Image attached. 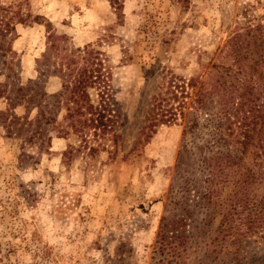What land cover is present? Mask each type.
Wrapping results in <instances>:
<instances>
[{"label": "rangeland", "instance_id": "1", "mask_svg": "<svg viewBox=\"0 0 264 264\" xmlns=\"http://www.w3.org/2000/svg\"><path fill=\"white\" fill-rule=\"evenodd\" d=\"M119 4L116 9L110 0H0V90L6 85L14 98L0 97V264H154L186 122L179 116L150 128L152 97L172 76L189 80L200 74L204 81L214 64H232L230 37L264 23V0ZM11 58L16 73L8 79L1 61ZM91 73L98 78L90 89L93 103L105 92L113 112H103V123L90 131L79 156H63L69 144L81 143L73 132L68 139L52 133L50 153L40 152L39 142L24 147L27 138L7 137L11 116L23 117L28 106L14 97V80L26 85L40 79L49 95H62L75 77ZM189 92L188 117L194 98ZM46 102L64 122V96ZM237 119L220 120L230 147L242 132ZM256 129L255 144L264 140L262 119ZM250 159L245 157L244 166ZM204 244L193 243L183 259L264 264L263 238L231 240L211 262L204 259Z\"/></svg>", "mask_w": 264, "mask_h": 264}, {"label": "trees", "instance_id": "2", "mask_svg": "<svg viewBox=\"0 0 264 264\" xmlns=\"http://www.w3.org/2000/svg\"><path fill=\"white\" fill-rule=\"evenodd\" d=\"M110 2L119 9V0ZM9 51L14 53L12 49ZM227 55L233 58V63L214 64L204 81L200 74L189 80H175L172 76L166 89L152 97V109L147 111L150 128L159 123L172 124L179 116L186 122L185 144L177 156L168 202L156 235L154 264H189L183 257L199 241L205 243L204 259L211 262L218 259L231 240L264 239V140L255 144L256 126L259 120L264 121V23L232 35ZM1 64L8 79L15 76L13 58L3 59ZM95 78L92 73L75 77L62 95H49L40 79L29 80L26 85L19 78L14 80V97L25 100L28 106L23 117L11 116L7 137L27 138L24 147L39 142L40 152L50 153L52 133L68 139L73 132L81 143L69 144L63 156L67 161L79 156L89 144L90 131L97 132L103 123V112L110 115L113 112L105 92L100 94L98 105L93 103L90 89L97 83ZM189 91L194 95L189 106L193 110L190 117L184 111ZM10 92L5 85L0 97L12 101ZM60 96L66 101L64 122L58 121V111L46 102ZM231 105L235 115H231ZM35 110L36 117L32 118ZM231 117H238L242 129L233 147L220 130V120ZM119 137L115 135L113 141L116 151ZM252 147L257 150L251 151ZM247 155L251 159L244 166ZM22 157L29 156L23 153ZM233 172L236 173L232 181ZM217 220L219 224L215 226Z\"/></svg>", "mask_w": 264, "mask_h": 264}]
</instances>
